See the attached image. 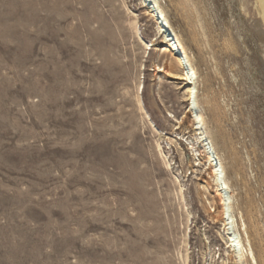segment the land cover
Masks as SVG:
<instances>
[{
    "label": "rangeland",
    "instance_id": "374dc122",
    "mask_svg": "<svg viewBox=\"0 0 264 264\" xmlns=\"http://www.w3.org/2000/svg\"><path fill=\"white\" fill-rule=\"evenodd\" d=\"M155 1L196 71L233 212L264 264V8ZM150 16L143 0H0V264H186L187 251L188 264H220L225 256L221 224L204 202L215 188L209 163L189 155L200 144L186 81L156 69L175 60ZM138 83L160 136L139 108ZM205 178L211 193L199 186Z\"/></svg>",
    "mask_w": 264,
    "mask_h": 264
},
{
    "label": "bare ground",
    "instance_id": "6f19581e",
    "mask_svg": "<svg viewBox=\"0 0 264 264\" xmlns=\"http://www.w3.org/2000/svg\"><path fill=\"white\" fill-rule=\"evenodd\" d=\"M260 1L262 7L264 8V0H260ZM143 2L146 7V11L149 13V15H151L150 16L151 18L153 17L157 21L158 24L157 27L159 28L158 30H160L164 34V38L167 41V45L163 46L164 47L163 50L165 52H169L171 58L175 60V64L174 65L172 64L173 67L171 66V68L173 69H170V67L162 68L161 66H156V69L159 72L161 71L165 72L167 76L173 79L181 78L182 80L186 81V84L184 86H185V95H186L185 98L187 101V107L189 112L188 122L195 131L196 134V137H194L196 138L195 140H197L200 144L199 148L196 149L194 147L193 142H191L189 144V151H190L189 155L193 157L194 162L201 161V156H203L209 163V172L207 175L211 179V182H213L214 184L213 186H215L214 193L211 194L212 195L211 200H213L217 204V206L215 208H212L211 203L213 201L210 202L207 197H204V202H205V207L208 206L211 209V212L214 213L212 217H215L216 220L220 222L222 227L220 236L225 244V251H224L225 256L223 255V257L220 259V264H260L258 255L256 254L251 238L248 235V224L246 222V219L244 218L241 212H238L237 214L233 212V207H232L233 194L231 193L232 188L226 179V173L223 163L220 160L219 156L217 155L212 140L210 139V135H209L210 131L208 132L207 130L206 123L201 110V105L199 104L198 89L195 85L196 71L189 64V60L187 58V54L183 45L181 44L180 41H178L174 37L170 29L169 23L165 15L163 14L161 8L157 5L156 1L143 0ZM130 23L136 25V20L134 19ZM136 36L139 40L142 41L143 45L145 46L144 47L145 49H151L153 44L144 41L140 33L138 32H136ZM148 45L150 47H148ZM138 84L139 85L137 86L136 96L138 98L137 103L139 104V108L143 110V112L145 113V116L148 118L152 128L154 129L153 131L157 132L159 134L158 136H160L162 132L159 130L156 124H154V122L150 118L148 112L146 111L141 101L140 94L142 93L143 85L142 83H138ZM178 124H182V123H178ZM168 139L169 141H173V139L170 137H168ZM157 145L159 148H161L159 144ZM199 186L201 190L203 189V191H208V193H211L210 192L211 187L208 179L206 178L203 179V182ZM184 190L185 189L183 188V185H180L177 195L180 200V204H181L180 206L181 207L183 206L184 208L183 210L187 212V203L185 201ZM205 212H206V208H205ZM187 213L189 216V212ZM241 233L243 234V237ZM188 254L189 253L187 251L185 253V260H184L186 264H188L187 263V260L189 258ZM208 256L211 261L213 257V253L211 252V250L208 252ZM207 264H211V263H207Z\"/></svg>",
    "mask_w": 264,
    "mask_h": 264
}]
</instances>
